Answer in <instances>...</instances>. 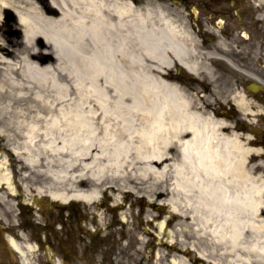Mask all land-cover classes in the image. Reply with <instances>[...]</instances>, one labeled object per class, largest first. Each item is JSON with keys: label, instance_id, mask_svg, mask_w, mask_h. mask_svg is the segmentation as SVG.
I'll use <instances>...</instances> for the list:
<instances>
[{"label": "bare ground", "instance_id": "6f19581e", "mask_svg": "<svg viewBox=\"0 0 264 264\" xmlns=\"http://www.w3.org/2000/svg\"><path fill=\"white\" fill-rule=\"evenodd\" d=\"M50 3V11L30 5L23 18V43L18 50L26 55L18 56L20 64L15 63L18 53L13 49L11 56L0 53V100L9 90H17L16 99H21L26 89L39 98L44 76L50 72L53 86L66 89L56 81L57 71L66 80L74 78V88L84 91V99L90 103L85 113L74 116L59 109L61 118L70 119L46 121L48 130L41 129L39 115L36 120H0L2 128L15 123L20 129L25 140L22 153L30 166L39 161L36 143L42 137L52 142L44 149L54 155L64 149V145L53 143L56 139L65 141L68 137L72 145L83 138L82 148L70 155L82 160L92 157L93 161H80L82 171L72 178L84 180L85 172L96 167L89 176L95 185L74 189L72 195L64 191L48 195L59 200L97 201L102 195L99 184L103 174L111 169L119 174L121 159L131 152L141 172L158 179L170 173V188L180 196L166 202L171 214L189 217V213L198 229L209 232L233 256L229 264H264V180L247 170V150L239 135L229 132L224 120L192 112V105L175 86L144 74L151 67L145 59L157 68H170L167 53L188 72L200 71L201 63L187 58L190 50L180 41L178 27L162 17L161 27L155 28L149 24L150 13H139L120 0ZM30 52L47 64L31 59ZM61 61L67 67L61 66ZM48 62H56L57 67ZM233 103L240 111L247 110L243 95H236ZM11 109L0 104V114ZM16 114L23 116L19 111ZM94 118L99 119L102 129L98 139L103 150L90 156L85 153L97 137L89 123ZM2 128L0 136L7 138ZM65 131L71 134L60 133ZM105 146H110V151ZM172 147L177 148L175 158L169 152ZM98 157L108 158L107 163L97 165L94 159ZM2 180L10 182L7 176ZM13 245L21 250L18 244ZM198 254L205 258L204 252Z\"/></svg>", "mask_w": 264, "mask_h": 264}, {"label": "flooded vegetation", "instance_id": "af4514ba", "mask_svg": "<svg viewBox=\"0 0 264 264\" xmlns=\"http://www.w3.org/2000/svg\"><path fill=\"white\" fill-rule=\"evenodd\" d=\"M120 1L150 13L155 28L161 27L162 17L178 27L189 60L227 62L235 78L264 77V0ZM30 5L51 9L50 0H0V53L11 56L12 48L23 43V18ZM167 56L170 68L151 65L162 80L208 90L198 76L201 69L190 73ZM243 94L247 110L241 116H235L240 110L233 102L226 109L234 115L216 110L213 115L226 118L229 132L243 139L247 170L264 173V102H251L257 93L247 87ZM8 178L9 183L0 182V264H205L174 233L176 220L161 202L128 194L113 198L107 191L95 202L59 200L32 193L17 175Z\"/></svg>", "mask_w": 264, "mask_h": 264}, {"label": "rangeland", "instance_id": "374dc122", "mask_svg": "<svg viewBox=\"0 0 264 264\" xmlns=\"http://www.w3.org/2000/svg\"><path fill=\"white\" fill-rule=\"evenodd\" d=\"M12 49L14 53H18L15 63L19 65L20 61L18 60V56L20 55V51L18 47ZM24 53L26 52H22V54ZM28 56L43 65L47 64V60L41 59L36 54H31L30 52ZM195 58L198 59V57H194L193 60H196ZM48 63L52 66L56 65L57 67L56 62ZM145 63L149 66H156L155 63L147 59H145ZM60 65L67 67L66 62L63 61H61ZM159 69L165 70L164 68ZM223 71L228 74H224ZM231 71L230 64L227 62H210L203 60L201 61V72L198 76L204 84L208 86V90L205 89L203 91L197 86L191 90L178 85L173 86H175L179 93L190 102L192 105L190 110L192 112H198L204 116L213 115V112L216 111L220 114L227 113L228 116L234 115V113L226 109V106H230L236 95H243V90L251 83L260 84L263 88L261 92L257 93L256 97L251 98V102H264V77L250 79L235 78L231 75L229 76ZM50 73L44 76V85L40 88L39 98H36V94L32 90L27 91L26 89V91H24V97L21 99H16L18 94L17 90L5 91L0 100V104L8 105L12 109L10 111H2L0 120L15 121L19 118L36 120L41 118V129L48 130L45 123L46 121L52 119L57 121L70 119L67 117L61 118L59 109H63L65 114L70 112L72 116L76 115V113H85V106L90 103L86 102V99H84V91L80 92L74 88V78L66 80L63 75H58V72L55 71L57 75L56 81L66 88L60 91L53 86V81L49 79ZM144 74L155 76L158 79H160L159 77H161V79L164 78L161 73L153 71L151 67H149ZM16 111H19L23 116L15 115ZM37 115H39L40 118L37 117ZM241 115V111H237L235 116ZM215 117L226 122V118H223V116L216 115ZM89 121L91 128L95 130V135L97 136L93 137L91 142H89L90 145L85 153L91 156L103 150L101 139H98L102 135V129L98 118ZM1 128L2 127H0V130ZM2 129L7 132L9 136L7 138L0 136V176L6 171L10 173L8 177L10 176L11 179H13V175H17L19 180L25 184L32 193L36 192L40 195L47 194L50 191H64L72 195L75 193L74 189L90 188L95 185V182L89 176L96 171V167H92L91 170L85 172L86 176L84 180L79 177L76 178L77 180L72 178L73 175L82 171L80 161H93L92 157L82 160V157L76 158L70 155V152L74 153L82 148L81 141L83 138H80V141L76 140L72 145H69V140H66L68 137L65 141H62L61 138L56 139L53 143L56 146L64 145V149L62 152L54 155L50 151L44 149L45 145H50L52 142L42 137L36 143V149L40 156L39 161L35 165L30 166L26 162L27 158L25 154L22 153L24 151L23 145L25 144V140L20 136V129L18 126L14 123L12 127H3ZM60 133L67 136L71 134L68 131ZM239 139L243 140L242 138ZM104 148L110 151V146H105ZM14 149H18L22 154L16 153ZM169 152L174 158L177 156L176 147H172ZM128 155V157L121 159L123 165L118 172L119 174H116L112 169L110 170L111 172L103 174L102 181L99 184L102 194L107 188V192L110 193L113 198H121L123 195L128 194L135 199L142 198L144 200L150 199L155 203L161 202L164 206L171 198L179 199L180 196L178 193L170 188V173L163 175V177L159 179L152 174H145L137 169L139 163L136 161L134 155L131 152ZM94 160L97 165H103L107 163L108 158L98 157ZM54 174H57V176ZM68 175H71V177ZM252 175L264 180V173L262 172L253 173ZM166 209L168 211L167 207ZM188 215L189 217L173 214L176 220L174 224V233L177 237H182L186 240V246L192 248L194 252H204L205 258L203 259L205 264H208V262H214L216 264H229L232 262L234 258L230 253L226 252L225 247L217 243L209 232L198 229L197 224L192 222L189 213ZM261 217L264 218V211Z\"/></svg>", "mask_w": 264, "mask_h": 264}, {"label": "water", "instance_id": "95a60500", "mask_svg": "<svg viewBox=\"0 0 264 264\" xmlns=\"http://www.w3.org/2000/svg\"><path fill=\"white\" fill-rule=\"evenodd\" d=\"M249 90H251L252 92H257L258 90H260V86L255 85V84L250 85Z\"/></svg>", "mask_w": 264, "mask_h": 264}]
</instances>
